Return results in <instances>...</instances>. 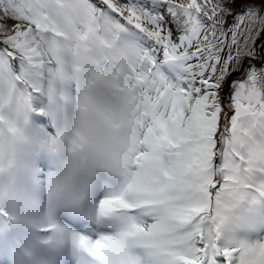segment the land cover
Listing matches in <instances>:
<instances>
[{
    "label": "snow or ice",
    "instance_id": "6c2138e0",
    "mask_svg": "<svg viewBox=\"0 0 264 264\" xmlns=\"http://www.w3.org/2000/svg\"><path fill=\"white\" fill-rule=\"evenodd\" d=\"M0 264H264V0H0Z\"/></svg>",
    "mask_w": 264,
    "mask_h": 264
}]
</instances>
